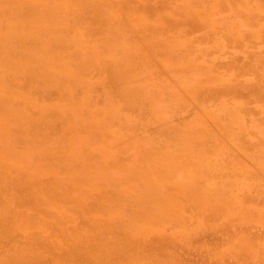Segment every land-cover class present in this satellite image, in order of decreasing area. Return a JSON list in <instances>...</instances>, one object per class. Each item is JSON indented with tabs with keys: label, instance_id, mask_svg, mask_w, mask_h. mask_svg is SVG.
I'll return each instance as SVG.
<instances>
[{
	"label": "rangeland",
	"instance_id": "obj_1",
	"mask_svg": "<svg viewBox=\"0 0 264 264\" xmlns=\"http://www.w3.org/2000/svg\"><path fill=\"white\" fill-rule=\"evenodd\" d=\"M131 1L0 0V191L32 182L13 194L25 218L1 219L0 258L75 264L74 244L88 264H264V0Z\"/></svg>",
	"mask_w": 264,
	"mask_h": 264
},
{
	"label": "bare ground",
	"instance_id": "obj_2",
	"mask_svg": "<svg viewBox=\"0 0 264 264\" xmlns=\"http://www.w3.org/2000/svg\"><path fill=\"white\" fill-rule=\"evenodd\" d=\"M8 1H9V0H8ZM144 1H145V0H144ZM146 1H147V0H146ZM235 1H236V0H235ZM1 2H2V1H1ZM76 2H77V1H76ZM79 2H82V1H79ZM83 2H84V1H83ZM130 2H132V1L130 0ZM133 2H135V1H133ZM150 2H152V3H156L155 1L153 2V0L150 1ZM160 2H161V1H160ZM222 2H223V1H222ZM135 3H137V2H135ZM135 3H134V6H135ZM147 3H148V2H147ZM121 4H122V3H121ZM137 4H138V3H137ZM232 4H233V3H232ZM123 5H124V4H123ZM138 5L140 6L141 4L139 3ZM157 5H159V4H155V6H156L157 8L154 7V8H152V10H155V8H156L157 10H160V9L164 8V7H159V6H157ZM85 6H90V5H85ZM139 6H138V7H139ZM162 6H164V4H163ZM223 6H224V5H223ZM234 6H235V5H234ZM81 7H82V6H81ZM83 7H84V6H83ZM91 7H92V6H91ZM93 7H94V6H93ZM124 7H125V5H124ZM138 7H136V8L138 9ZM151 7H153V6H151ZM151 7L148 8V9H145V8L142 7L143 10H145V11H143V12H145V14H146V12H148L147 10L151 11ZM224 7H225V6H224ZM22 8H23V6H22ZM29 8H30V7H29ZM85 8H87V7H85ZM142 8H140V11H142ZM167 8H168V7H167ZM167 8L165 7V9H167ZM226 8H227V7H226ZM25 9H26V8H25ZM81 9H82V8H81ZM97 9H98V7H97ZM127 9H128V8H127ZM129 9H130V8H129ZM137 9H136V10H137ZM23 10H24V9H23ZM26 10H27V9H26ZM29 10H30V9H29ZM84 10H85V9H84ZM89 10H90V9H89ZM163 10H164V9H163ZM225 10H226V9H225ZM134 11H135V10H134ZM226 11H227V10H226ZM16 12H17V11H16ZM31 12H32V11H31ZM82 12H84V11H82ZM89 12H90V11H89ZM96 12H98V10H97ZM135 12H137V11H135ZM143 12H141V13H143ZM158 12H159V11H158ZM160 12H161V11H160ZM177 12H178V11H177ZM35 13H36V12H35ZM84 13H85V12H84ZM91 13H92V12H91ZM191 13H192V12H191ZM68 14H69V13H68ZM78 14H80V13H78ZM94 14H95V13H94ZM143 14H144V13H143ZM72 15H73V14H72ZM85 15H86V14H85ZM101 15H102V14H101ZM148 15L150 16L151 14L148 13ZM187 15H188V14H187ZM25 16H26V15H25ZM88 16H89V15H88ZM91 16H92V15H91ZM251 16H253V15H251ZM11 17H13V15H12ZM81 17H82V16H81ZM81 17H79V18L81 19ZM99 17H100V16H99ZM102 17H103V16H102ZM151 17H152V15H151ZM192 17H193V16H192ZM83 18H84V17H83ZM86 18H87V16H86ZM86 18H85V19H86ZM162 18H163V17H162ZM186 18H187V17H186ZM71 19H72V18H71ZM109 19H110V18H109ZM160 19H161V18H160ZM187 19H188V18H187ZM249 19H250V18H249ZM251 19H253V18H251ZM259 19H260V18H259ZM82 20L84 21V19H82ZM97 20H98V19H97ZM107 20H108V19H107ZM119 20H121V19H119ZM170 20H171V19H169V21H170ZM190 20H191V19H190ZM257 20H258V19H257ZM78 21H80V20H78ZM100 21H101V19H100ZM100 21H99V23H100ZM104 21H106V20H104ZM121 21H122V20H121ZM166 21H168V20L166 19ZM169 21H168V22H169ZM172 21H173V20H172ZM196 21H197V20H196ZM87 22H89V21H87ZM163 22H164V21H163ZM179 22H180V21H179ZM75 23H76V22H75ZM83 23H84V22H83ZM103 23H104V22H103ZM115 23H116V21H115ZM124 23H125L124 25H127V27H128V24H126V22H124ZM165 23H166V22H165ZM177 23H178V22H177ZM190 23H191V22H190ZM195 23H196V22H195ZM251 23L254 24L253 22H251ZM76 24H77V23H76ZM76 24H75V25H76ZM81 24H82V23H81ZM84 24H85V23H84ZM86 24H87V23H86ZM101 24H102V23H101ZM105 24H106V23H105ZM105 24H104V25H105ZM169 24H170V23H169ZM169 24H168V25H169ZM172 24H173V25H172ZM172 24H171L172 26H174V27L176 26V25H174V23H172ZM175 24H176V23H175ZM193 24H194V23H193ZM197 24H198V23H197ZM88 25L90 26V24H87V26H88ZM168 25H167V26H168ZM178 25H180V23H179ZM182 25H184V24H182ZM82 26H83V25H82ZM89 26H88V27H89ZM109 26H110V25H109ZM136 26H137V25H136ZM149 26H150V25H149ZM172 26L169 25V27H172ZM189 26H190V25H189ZM194 26H196V25L194 24ZM194 26H193V28H195ZM127 27H126V28H127ZM151 27H152V26H151ZM151 27H149V28H151ZM157 27H158V26H157ZM157 27H156V28H157ZM146 28H147V25H146ZM149 28H148V29H149ZM153 28H154V27H152V29H153ZM196 28H197V27H196ZM91 29H92V28H91ZM121 29H123V28L121 27ZM133 29H134V28H133ZM138 29H139V28H138ZM84 30H85V29H84ZM103 30H104V29H103ZM126 30H128V29H126ZM134 30H135V29H134ZM143 30H144V28H143ZM153 30H155V29H153ZM194 30H195V29H194ZM85 31H90V29L88 28V29L85 30ZM128 31H129V30H128ZM139 31H140V30H139ZM146 31H147V29H146ZM150 31H151V30H150ZM159 31H160V30H159ZM159 31H158V32H159ZM90 32H91V31H90ZM92 32H93V30H92ZM99 32H100V31H99ZM124 32H125V31H124ZM135 32H136V30H135ZM140 32H141V31H140ZM140 32H139V33H140ZM148 32H149V31H148ZM135 35H136V34H135ZM210 35H211V34H210ZM84 36H86V35H84ZM17 37H18V36H17ZM91 37H92V36H91ZM136 37H137V36H136ZM210 37H211V36H209V37L207 36L206 39H207V38H210ZM18 38H19V37H18ZM15 39H16V38H15ZM21 39H22V38H21ZM198 39H199V38H198ZM211 39H212V37H211ZM229 39H230V37H229ZM26 41H27V40H26ZM194 41H195V40H194ZM197 41H198V40H197ZM197 41H195V42H197ZM201 41H203V39H202ZM28 42H29V41H28ZM204 42H206V41L204 40ZM208 42H210V41H208ZM208 42H207V43H208ZM238 42H239V41H238ZM201 43H203V42H201ZM226 43H227V42H226ZM228 43H229V42H228ZM25 44H26V43H25ZM51 44H52V43H51ZM16 45H17V44H16ZM23 45H24V43H23ZM52 45H53V44H52ZM237 45H238V44H237ZM191 47H192V46H191ZM235 47H237V46H235ZM250 53H251V52H250ZM250 53H249V54H250ZM71 54H72V53H71ZM159 54H160V53H159ZM67 55H68V53H67ZM257 55H258V53H257ZM62 56H63V55H62ZM77 56H78V55H77ZM161 56H162V55H161ZM179 56H180V55H179ZM252 56H253V55H252ZM252 56H249V55H247V57L245 56V57L247 58V61H248L249 64H251L250 62H251V60H252V58H251ZM70 57H71V56H70ZM245 57H244V58H245ZM65 58H66V57H65ZM71 58H72V57H71ZM240 58L242 59V57H240ZM248 58L251 59L250 62H249V59H248ZM254 58H255V57H254ZM257 58H259V57H257ZM72 60H74V58H73ZM77 60H78V59H77ZM253 60H254V59H253ZM243 61H246V60H243ZM247 61H246V62H247ZM263 61H264V60H263ZM263 61H262V60L259 61V62H260V66H262V63H264ZM6 62H8V61H6ZM246 62H245L244 64H247ZM11 63H12V62H11ZM31 63H32V62H31ZM171 63H172V62H171ZM221 63H222V62H221ZM242 63H243V62H242ZM172 64H173V63H172ZM215 64H216V63H215ZM244 64H242V66H243ZM72 65H73V64H72ZM106 65H107V64H106ZM218 65H219V64H218ZM253 65H254V64H253ZM222 66H223V65H222ZM224 66H225V64H224ZM244 66H245V65H244ZM5 67H6V66H5ZM15 67H16V66H15ZM19 67H20V66H19ZM108 67H110V66H108ZM108 67H107V68H108ZM233 67H235V65H234ZM245 67H246V66H245ZM28 68H29V67H28ZM78 68H79V67H78ZM96 68H97V67H96ZM102 68H104V67H102ZM107 68L105 67V69H107ZM240 68H241V67H240ZM240 68H239V70H240ZM243 68H244V67H243ZM247 68H249V66H248ZM260 68H261V67H260ZM85 69H86V68H85ZM92 69L95 70V68H92ZM105 69H104V70H105ZM136 69H137V68H136ZM229 69H230V68H229ZM245 69H246V68H245ZM234 70H235V68H234ZM262 70H263V69H262ZM97 71H98V70H97ZM100 71H101V70H100ZM107 71H110V70H107ZM178 71H179V70H178ZM212 71H215V70H212ZM229 71H230V70H229ZM241 71H242V68H241ZM95 72H96V71H95ZM95 72H94V73H95ZM110 72H111V71H110ZM159 72H160V71H159ZM25 73H26V72H25ZM97 73H98V72H97ZM254 73H255V72H254ZM83 74H84V73H83ZM108 74H109V73H108ZM108 74H107V75H108ZM145 74H146V73H145ZM9 75H10V74H9ZM22 75H23V74H22ZM89 75H90V74H89ZM110 75H112V74H110ZM255 75H256V74H255ZM18 76H19V75H17V77H18ZM28 76H30V75H28ZM102 76H103V75H102ZM5 77H6V76H5ZM105 77H106V72H105ZM258 77H259V76H258ZM19 78H20V77H19ZM25 78H26V76H25ZM62 78H64V77H62ZM91 78H92V77H91ZM5 79H6V78H5ZM15 79H16V78H15ZM27 79H28V78H27ZM105 79H106V78H105ZM106 80H107V79H106ZM110 80H111V78H110ZM108 81H109V80H108ZM111 81H112V80H111ZM111 81H110V82H111ZM71 82H72V81H71ZM104 82H105V81H104ZM18 83H19V82H18ZM65 83H66V82H65ZM94 83H95V82H94ZM113 83H114V82H112V84H113ZM13 84H14V83H13ZM26 84H27V83H26ZM47 84H48V83H47ZM107 84H111V83H107ZM107 84H106V85H107ZM249 84H250V83H249ZM23 85H24V84H23ZM250 85H251V84H250ZM45 86H46V85H45ZM116 86H117V85H116ZM116 86H115L114 88H116ZM254 86L256 87L257 85H254ZM254 86L252 85V87H254ZM8 87H9V85H8ZM23 87H24V86H23ZM109 87H111V86H109ZM255 87H254V88H255ZM11 88H12V86H11ZM53 88H54V87H53ZM259 88H260V86H259ZM9 89H10V88H9ZM12 89H13V88H12ZM15 89H17V88H15ZM18 89H19V88H18ZM20 89H21V88H20ZM20 89H19V90H20ZM23 89H24V88H23ZM41 89H42V88H41ZM105 89H107V88H105ZM206 89H207V88H206ZM216 89H217V88H216ZM260 89H261V88H260ZM3 90H4V89H3ZM46 90H47V89H46ZM117 90H118V89H117ZM201 90H202V89H201ZM201 90H200V91H201ZM230 90H231V88H230ZM14 91H16V90H14ZM108 91L110 92V90H108ZM215 91H216V90H215ZM215 91H212V92H214V94H215ZM263 91H264V90H263ZM16 92H17V91H16ZM25 92H26V91H25ZM37 92H38V91H37ZM222 92H225V88H224V90H223ZM228 92H229V90H228ZM92 93H94V92H92ZM98 93H99V92H98ZM112 93H113V92H112ZM114 93H115V92H114ZM197 93H198V92H197ZM219 93H220V91H219ZM219 93L217 92V94H219ZM24 94H28V93H24ZM29 94H30V93H29ZM39 94H41V93H39ZM110 94H111V93H110ZM166 94H167V93H166ZM30 95H31V94H30ZM54 95L57 96L56 94H54ZM54 95H53V96H54ZM96 95H97V94H96ZM96 95H94V96H96ZM112 95H113V94H112ZM168 95H169V94H168ZM235 95H236V93H235ZM241 95H243V94H241ZM116 96H117V95H116ZM214 96H215V95H214ZM238 96H239V95H238ZM112 97H113V96H112ZM117 97H118V96H117ZM236 97H237V96H236ZM245 97H246V96H245ZM30 98H31V97H30ZM50 98H51V96H50ZM54 98H55V97H54ZM93 98H94V97H93ZM101 98H102V97H101ZM122 98H123V97H122ZM237 98H238V97H237ZM242 98H244V97H242ZM31 99H32V98H31ZM98 99H99V98H98ZM208 99H209V98H208ZM213 99H214V98H213ZM42 100H43V99H42ZM52 100H53V99H52ZM87 100H88V99H87ZM6 101H7V100H6ZM8 101H9V100H8ZM63 101H64V100H63ZM65 101H66V100H65ZM93 101H94V100H93ZM136 101H138V100H136ZM197 101H198V100H197ZM215 101H216V100H215ZM54 102H56V101H54ZM95 102L97 103V101H95ZM99 102H100V101H99ZM121 102H122V101H121ZM251 102H252V101H251ZM0 103H2V102H0ZM123 103H124V102H123ZM200 103H201V102H200ZM250 104H251V103H250ZM16 105H17V102H16ZM23 105H24V104H23ZM98 105H99V104H98ZM123 105H124V104H123ZM127 105H128V104H127ZM14 106H15V103H14ZM18 106H19V105H18ZM4 107H6V105H5ZM123 107H124V106H123ZM134 107H135V106H134ZM6 108H7V107H6ZM17 108H18V107H17ZM20 108H21V107H20ZM121 108H122V107H121ZM144 108H145V107H144ZM192 108H193V107H192ZM135 109H136V108H135ZM20 110H21V109H20ZM25 110H26V109H25ZM61 110H62V109H61ZM65 110H66V109H65ZM141 110H142V109H141ZM17 111H18V110H17ZM51 111H52V110H51ZM56 111H57V110H56ZM26 112H27V111H26ZM52 112H53V111H52ZM52 112H51V113H52ZM134 112H135V111H134ZM144 112H145V111H144ZM175 112H176V111H175ZM256 112H257V111H256ZM34 113H35V112H34ZM34 113H32V114H34ZM43 113H44V112H43ZM51 113H50V115H51ZM59 113H60V112H59ZM64 113H65V112H64ZM151 113H152V112H151ZM53 114H54V113H53ZM60 114H61V113H60ZM66 114H68V113L66 112ZM95 114H96V113H95ZM95 114H94V115H95ZM97 114H98V112H97ZM139 114H140V113H139ZM190 114H191V113H190ZM257 114H258V113H257ZM30 115H31V114H30ZM57 115H58V114H57ZM69 115H70V114H69ZM69 115H68V117H69ZM31 116H33V115H31ZM55 116H56V115H55ZM58 116H59V115H58ZM58 116H57V119H58ZM82 116H83V115H82ZM48 117H49V116H48ZM70 117H71V116H70ZM70 117H69V118H70ZM221 117H222V116H221ZM41 118H42V117H41ZM44 118H45V116H44ZM44 118H43V119H44ZM69 118H68V119H69ZM63 119H64V118H63ZM65 119H66V118H65ZM68 119H67V120H68ZM149 119H150V118H149ZM53 120H54V119H53ZM59 120H60V119H59ZM69 120L71 121V119H69ZM116 120H117V119H116ZM121 120H122V119H121ZM137 120H138V119H137ZM143 120H144V119H143ZM174 120H176V119H173V121H174ZM26 121H27V120H26ZM30 121H32V120H30ZM61 121H63V120H61ZM246 122H247V121H246ZM14 123H15V122H14ZM63 123H64V121H63ZM63 123H62V124H63ZM18 124H19V123H18ZM29 124H30V123H29ZM44 124H45V123H44ZM50 124H53V122H50ZM50 124H49V125H50ZM78 124H79V123H78ZM117 124H118V123H117ZM179 124H180V123H179ZM19 125H20V124H19ZM49 125H48V126H49ZM54 125H55V124H53V125H51V126H54ZM63 125H65V124H63ZM63 125H61V126H63ZM119 125H120V124H119ZM43 126H45V125H43ZM56 126H57V125H55L54 127H56ZM11 127H12V126H11ZM33 127H34V126H33ZM45 127H46V126H45ZM148 127L150 128V126H148ZM18 128H19V127H18ZM28 128H30V127H28ZM47 128H48V127H46V129H47ZM56 128H59V127H56ZM31 129H32V128H31ZM85 129H86V128H85ZM93 129H94V128H93ZM137 129H138V128H137ZM152 129H153V128H152ZM12 130L14 131L13 128H12ZM12 130H11V131H12ZM18 130H20V129H18ZM22 130H23V128H22ZM47 130H48V132H49V130H52V127H50V128L47 129ZM77 130H78V129H77ZM140 130H141V129H140ZM146 130H147V129H146ZM153 130H155V128H154ZM156 130H157V129H156ZM162 130H163V129H162ZM13 131H12V132H13ZM24 131H25V130H24ZM32 131L34 132V130H32ZM32 131H30V132H32ZM53 131H55V130H53ZM53 131H51L49 134L52 135V133H55V132H53ZM79 131H81V130H79ZM18 132L20 133V131H18ZM57 132H59V129H58ZM10 133H11V132H10ZM22 133H23V132H22ZM22 133H21V134H22ZM81 133H82V132H81ZM152 133H153V132H152ZM155 133H156V132H155ZM162 133H163V132H162ZM165 133H166V132H165ZM243 133H244V132H243ZM14 134H15V133H14ZM23 134H24V133H23ZM26 134H27V132H26ZM28 134H29V133H28ZM252 134H253V133H252ZM10 135H11V134H10ZM17 135H18V134H17ZM17 135H15V136H17ZM67 135H68V134H67ZM12 136H13V135H12ZM18 136H19V135H18ZM32 136L34 137V135H32ZM35 136H36V135H35ZM92 136H93V135H92ZM242 136H243V135H242ZM25 137H26V136H25ZM37 137H38V136H37ZM53 137H55V136H53ZM93 137H94V136H93ZM106 137H107V135H106ZM21 138H22V137H21ZM29 138H30V137H29ZM55 138H56V137H55ZM95 138H96V136H95ZM108 138H109V136H108ZM14 139H15V138H14ZM17 139H18V138H17ZM19 139H20V138H19ZM19 139H18V140H19ZM38 139H39V138H38ZM53 139H54V138H53ZM53 139H52V140H53ZM243 139H244V138H243ZM22 140H23V139H22ZM32 140H33V139H32ZM240 140H241V139H240ZM33 141H34V140H33ZM36 141H38V140H36ZM218 141H219V140H218ZM12 142H13V141H12ZM20 142H21V141H20ZM23 142H24V141H23ZM208 142H209V141H208ZM210 142H211V141H210ZM212 142H213V141H212ZM219 142H220V141H219ZM16 143H19V141H18V142L16 141ZM30 143H31V142H30ZM35 143H36V142H35ZM129 143H130V142H129ZM246 143H247V142H246ZM37 144H40V142L37 143ZM53 144H54V142H53ZM56 144H57V143H56ZM249 144H250V143H249ZM18 145H19V144H18ZM21 145H23V143H22ZM197 145H198V144H197ZM213 145H214V144H213ZM29 146H30V144H29ZM215 146H216V145H215ZM241 146H242V145H241ZM246 146H247V145H246ZM17 147H18V146H17ZM17 147H16V149H17ZM64 147H65V145H64ZM247 147H248V146H247ZM130 148H131V147H130ZM245 148H246V147H245ZM5 150H7V149H4V152H5ZM17 150H18V149H17ZM246 150H249V149H246ZM56 152H57V151H56ZM5 153H6V152H5ZM11 153H12V152H11ZM12 154H13V153H12ZM33 154H35V153H33ZM54 154H55V153H54ZM8 155H9V154H8ZM29 155H30V154H29ZM6 157H7V156H6ZM11 157H12V156H11ZM7 158H8V157H7ZM13 158H14V157H13ZM19 158H21V157H19ZM52 158H54V157H52ZM58 158H59V157H58ZM58 158H57V160H59ZM91 159H93V158H91ZM51 160H52V159H51ZM45 161H46V160H45ZM50 162H51V161H50ZM19 163H20V162H19ZM61 163H62V161H61ZM29 165H30V164H29ZM64 169H65V168H64ZM6 170H7V169H6ZM9 170H11V169H9ZM4 171H5V170H4ZM13 171H14V170H13ZM17 171H18V170H17ZM1 172H2V171H1ZM11 172H12V170H11ZM14 173H15V171H14ZM16 173H17V172H16ZM65 173H67V172H65ZM252 173H253V172H252ZM4 174H5V173H4ZM4 174L2 173V176H3ZM11 174H13V173H10L9 176H10ZM49 174H50V173H49ZM249 174H250V173H249ZM0 175H1V174H0ZM5 175H8V174H5ZM18 175H19V174H18ZM4 177H6V176H4ZM7 177H8V176H7ZM257 177H258V176H257ZM16 178H18V177L16 176ZM16 178H15V179H16ZM6 179H7V178H6ZM1 180H2V179H1ZM9 180H10V178H9ZM20 181H21V180H20ZM20 181H19V182H20ZM22 181H23V180H22ZM24 181H28V180H25V178H24ZM29 181H30V180H29ZM44 181H45V180H44ZM47 181H48V180H47ZM50 181H51V179H50ZM53 181H54V180H53ZM12 182H13V179H12ZM15 182H16V181H15ZM15 182H13V183H15ZM19 182H18V184L21 185L22 183H19ZM35 182H36V181H35ZM37 182H38V181H37ZM39 182H40V181H39ZM42 182H43V180L41 179V182H40V183L42 184ZM57 182H58V181H57ZM0 183H1V182H0ZM2 183H3V182H2ZM5 183H6V181H5ZM5 183H4V184H5ZM13 183H12V184H13ZM23 183H24V182H23ZM30 183H32V182H30ZM30 183H29V185H28V188H32V186L30 187ZM45 183H46V182H45ZM6 184H7V183H6ZM12 184H11L10 187H11V189L13 190L12 187H13L15 184H14V185H12ZM16 184H17V182H16ZM37 184H38V183H36V185H37ZM56 184H58V183H56ZM0 185H1V184H0ZM32 185H33V184H32ZM36 185H35L34 189L36 188ZM42 185L45 186L46 184H45V185L42 184ZM52 185H54V182H53ZM60 185L62 186V183H61ZM63 185L65 186L66 184L64 183ZM18 186H19V185H18ZM21 186H22V185H21ZM23 186H24V184H23ZM33 186H34V185H33ZM43 186H41V188H42ZM56 186H58V185H55V187H56ZM64 186H63V187H64ZM256 186H257V185H256ZM49 187H50V186H49ZM7 188H9V187H7ZM15 188H16V186H15ZM17 188H18V187H17ZM19 188L21 189V187H19ZM19 188H18V189H19ZM28 188L24 186V188L22 189L23 191H22V190L19 191V190L17 189L16 191L13 190L12 193L9 192L11 189H10V190H8V189L6 190V189L2 188L1 191H3V189H4V190H6V191H8V192L10 193V194H8V195H10V196H14V195L16 194L17 191H18L19 193L21 192L20 195H22V192L26 193V191L28 190ZM41 188H40L39 192L41 191ZM50 188H51V187H50ZM50 188H49V189H50ZM53 188H54V187H53ZM53 188H51L50 190H52ZM56 188H57V187H56ZM56 188H55V189H56ZM65 188H67V185L65 186ZM65 188H63L62 190L64 191ZM68 188H69V186H68ZM68 188H67V189H68ZM25 189H26V190H25ZM34 189H31V190H34ZM46 189H47V187H46ZM49 189H47V190L49 191ZM58 189H59V191H60L59 186H58ZM58 189H56V191H57ZM67 189H65V191H67ZM69 189H71V187H70ZM76 189H77V188H76ZM260 189H261V188H260ZM31 190H29V191H31ZM43 190L46 191L44 187H43L42 191H43ZM261 190H262V189H261ZM1 191H0V192H1ZM29 191H28V192H29ZM44 191H43V192H44ZM56 191L53 190V193H52V194H54V192H56ZM65 191H64V192H65ZM73 191H75V189H74ZM78 191H79V190H78ZM81 191H82V190H81ZM262 191H263V190H262ZM3 192L5 193V191H3ZM31 192H32V191H31ZM35 192H38V191L35 189V190H34V193H35ZM39 192H38L39 195L43 193V192H42V193H41V192L39 193ZM51 192H52V191H51ZM57 192H58V191H57ZM57 192H56V194L58 195ZM61 192H62V191H61ZM75 192H76V191H75ZM79 192H80V191H79ZM79 192H78V193H79ZM86 192H88V191H86ZM107 192H108V191H107ZM253 192H254V191H253ZM253 192H252V193H253ZM1 193H2V192H1ZM14 193H15V194H14ZM46 193H47V191L45 192V194H46ZM59 193H60V192H59ZM65 193H67V192H65ZM65 193H64V194H65ZM78 193H77V194H78ZM83 193H84V192H83ZM101 193H102V192H101ZM6 194H7V193H6ZM6 194H4V195H6ZM13 194H14V195H13ZM29 194H30V193H29ZM32 194H33V193H32ZM36 194H37V193H36ZM36 194H35V195H36ZM43 194H44V193H43ZM52 194H51V195H52ZM61 194H62V193H61ZM68 194H70V193H68ZM79 194H82V193H79ZM79 194H78V195H79ZM88 194H89V193H88ZM102 194H103V193H102ZM2 195H3V193H2ZM8 195H7V196H8ZM20 195L18 196V199H19V197H20V200H21V196H20ZM24 195H26V194H24ZM24 195H23V196H24ZM47 195H48V194H47ZM47 195H45L46 197H44V198H45L46 200H48V199L50 200V196H51V195L49 194V195H50V196L48 195L49 197H47ZM54 195H55V194H54ZM82 195H83V194H82ZM85 195H86V194H85ZM96 195H98V194H96ZM100 195H101V194H100ZM105 195H106V193H105ZM109 195L112 196L111 194H109ZM7 196H5L7 202L4 201L5 199H4V200L2 199V201H4V202H1V200H0V202L3 203L2 206H1V204H0V207H3V205H4L5 203H6V205H7V203H8V205H9L8 208H10V206H11V204H12L11 211L8 209V210H9V212H8V211H7V208H6L7 206L5 205V207H3V209H2V211H0V220H1L2 218H4V219L7 220V217H8V216H9V217L12 216V214H13V216L15 217V219H16L17 217H18V218H22L23 216H24V218H25V215H22V214H21L22 212H24V210H23V211H20V208H22V207H20V208L17 207L18 205H17L16 202H17V201H20V200H17L15 196H14V198H10V196H9L10 201L8 202V199H7L8 197H7ZM16 196H17V195H16ZM27 196H28V194H27ZM36 196H37V195H36ZM40 196H41V195H40ZM40 196H39V197H40ZM43 196H44V195H43ZM60 196H61V195H60ZM110 196H109V197H110ZM3 197H4V196H3ZM52 197H55V196H52ZM61 197H62V196H61ZM63 197H64V196H63ZM75 197H76V196H75ZM87 197H88V196H87ZM87 197H85V198H87ZM99 197H100V196H99ZM109 197H108V198H109ZM117 197H118V196H117ZM262 197H263V196H262ZM0 198H1V197H0ZM25 198H27V197H25ZM32 198H33V196H32ZM55 198H56V197H55ZM55 198H54V199H55ZM80 198H81V197H80ZM90 198H91V197H90ZM93 198H94V197H93ZM111 198H113V196H112ZM111 198H110V199H111ZM256 198H257V197H256ZM11 199H12V201H13V199H14V201L17 200V201L15 202V204H14V201H13V202L11 201ZM15 199H16V200H15ZM30 199H31V198H30ZM64 199H65V198H64ZM77 199H78V198H77ZM251 199H253V198H251ZM263 199H264V198H263ZM22 200H23V202H24V200L26 201V199H23V197H22ZM22 200H21V201H22ZM28 200H29V198H28ZM32 200H33V199H32ZM35 200H36V199H35ZM40 200H41V199H40ZM43 200H44V199H43ZM80 200H81V199H80ZM93 200H94V199H93ZM242 200H243V199H242ZM258 200H259V198H258ZM33 201H34V200H33ZM38 201H39V200H38ZM41 201H42V200H41ZM55 201H58V203H59V197H58L57 200L55 199ZM112 201H113V200H112ZM115 201H116V200H115V197H114V202H115ZM182 201H183V200H182ZM244 201H245V200H244ZM26 202H27V201H26ZM36 202H37V201H35V203H36ZM39 202H40V201H39ZM46 202H47V201H46ZM46 202H45V204H46ZM63 202H64V201H63ZM92 202H93V201H92ZM103 202H104V199H102V203H103ZM252 202H253V201H252ZM18 203H19V202H18ZM27 203H28V202H27ZM30 203H31V201L29 202V204H30ZM33 203H34V202H33ZM42 203H43V202H42ZM51 203H52V202H51ZM55 203H56V202H55ZM66 203H69V202H66ZM66 203H65V204H66ZM97 203H98V202H97ZM256 203H257V202H256ZM23 204H24L25 207H28V206L25 205L26 203H23ZM23 204H22V205H23ZM59 204H62V203H59ZM70 204H71V203H70ZM93 204H94V203H93ZM20 205H21V203L19 204V206H20ZM27 205H28V204H27ZM95 205H96V203H95ZM116 205H117V204H116ZM126 205H127V204H126ZM256 205H257V204H256ZM260 205H261V202H260ZM29 206H30V205H29ZM39 206H40V204H39ZM70 206H71V205H70ZM118 206H119V205H118ZM14 207H15V209H13V212H12V208H14ZM16 207L19 208V211H20L21 216H18V215H19V212H18V210H16ZM43 207H44V204H43ZM65 207H67V206H65ZM81 207H82V206H80V207H78V208H81ZM86 207H87V206H86ZM188 207H189V206H188ZM4 208H5V209H4ZM32 208H33V207H32ZM36 208H38V206H37ZM63 208H64V207H63ZM72 208H73V207H72ZM87 208H88V207H87ZM189 208H190V207H189ZM192 208H193V207H192ZM0 209H1V208H0ZM27 209L31 210L30 207H28ZM33 209H34V208H33ZM41 209H42V211H46V209H45V210H43V208H41ZM41 209L38 208V209H36V211H37V210H40V212H41ZM66 209H67V208H66ZM83 209H84V208H83ZM64 210H65V209H64ZM67 210H68V209H67ZM78 210H79V209H78ZM88 210H89V209H88ZM3 211H4V212H5V211L8 212L9 215H4V214H7V213H3V214L1 215V212H3ZM31 211H32V210H31ZM36 211L34 212V210H33V213H37V212H38V211H37V212H36ZM11 212H12V214H11ZM17 212H18V213H17ZM77 212H78V211H77ZM81 212H82V211H81ZM81 212H80V213H81ZM193 212H194V211H193ZM15 213H17L18 215L15 214ZM41 213H42V212H41ZM92 213H94V211H93ZM187 213H188V211H187ZM10 214H11V215H10ZM25 214H26V213H25ZM27 214H28V213H27ZM29 214H30V213H29ZM29 214H28V215H29ZM39 214H40V213H39ZM49 214H50V212H49ZM49 214H48V215H45V216H49ZM74 214H75V212H74ZM77 214H78V213H77ZM28 215H26V216L28 217ZM35 215H36V214H35ZM37 215H38V214H37ZM40 215H42V214H40ZM43 215H44V214H43ZM112 215H113V214H112ZM3 216H7V217L5 218V217H3ZM45 216H44V217H45ZM73 216H74V215H73ZM9 217H8V218H9ZM27 217H26V218H27ZM35 217H36V216H35ZM56 217H57V216H56ZM56 217H55V218H56ZM76 217H77V215H76ZM78 217H79V215H78ZM87 217H88V216H87ZM204 217H205V216H204ZM206 217H207V216H206ZM28 218H29V217H28ZM28 218H27L26 220H28ZM32 218H33V214H32ZM37 218H38V217H37ZM58 218H59V217H58ZM64 218H65V217H64ZM80 218H81V216H80ZM80 218H79V222H81V221H80V220H81ZM211 218H212V217H211ZM4 219H3V220H4ZM34 219H35V218L31 219V221H33ZM41 219H43V218H41ZM41 219H40V220H41ZM3 220L0 221V222H2V223H0V225H1V224H4V225L11 224V222H10L11 220H10V221L8 220L10 223L6 222V220H4V221H3ZM23 220H24V219L21 220L22 223H23ZM61 220H62V219H61ZM16 221H17V219H16ZM31 221H30V222H31ZM34 221H35V220H34ZM38 221H39V218H38ZM38 221H37V222H38ZM43 221H45V220H43ZM56 221H57V220H56ZM66 221H68V220H66ZM83 221H84V220H83ZM83 221H82V224H83ZM25 222H26V221H25ZM41 222H42V220H41ZM41 222H39V224H40ZM62 222H63V221H62ZM64 222H65V221H64ZM79 222H78V223H79ZM85 222H88V221H85ZM26 223H28V222H26ZM31 223H32V222H31ZM42 223H44V222H42ZM49 223H50V222H49ZM58 223H59V222H58ZM58 223H57V224H58ZM33 224H34V222H33ZM36 224H37V223H36ZM44 224L47 225V226H49V225L47 224V221H46ZM85 224H86V223H85ZM30 225H32V224H30ZM60 225H61V224H60ZM77 225H78V224H77ZM77 225H76V226H77ZM79 225H81V224H79ZM83 225H84V224H83ZM96 225H97V224H96ZM96 225L94 224V226H96ZM103 225H104L105 227H108V226L105 224V222H104ZM40 226L43 227V224H41ZM47 226H45V228H46ZM54 226H55V225H53V227H52L53 229L51 228L52 230H51L50 227H49V231H53V232H54ZM62 226H63V224H62ZM69 226H70V225H69ZM76 226H75V228H76ZM100 226H101V225H100ZM1 227H2V225L0 226V229H3V228L5 229V228H6L5 231H4V229H3V231H4V232L2 231L3 233H6V232L8 233V229H7L6 226H4V227H2V228H1ZM30 227H32V226H30ZM30 227H29V228H30ZM70 227H71V226H70ZM70 227H69V228H70ZM84 227H85V226H84ZM88 227H89V226H88ZM91 227H92V226H91ZM105 227H104V229H105ZM110 227H111V226H110ZM102 228H103V227H102ZM61 229H62V228H61ZM63 229H64V228H63ZM86 229H87V228H86ZM106 229H107V228H106ZM55 230L57 231V228H56ZM64 230H65V229H64ZM71 230H72V229H71ZM75 230H76V229H75ZM82 230H83V229H82ZM108 230H109V229H108ZM110 230H111V229H110ZM11 231H12V227H11L9 233H8V237H10L9 234H10ZM13 231H14V230H13ZM56 231H55V232H56ZM58 231H59V229H58ZM33 232H34V231H33ZM33 232H31V233H33ZM55 232H54V234H55ZM85 232H86V231H85ZM100 232H102V231H100ZM100 232H99V233H100ZM117 232H119V231H117ZM3 233H2V234H3ZM28 233H30V232H28ZM34 233H35V232H34ZM48 233H50V232H48ZM57 233H58V234H57L58 237L61 236V239L63 240V238H62V234H64V233H61V230H60L61 235H59V232H57ZM99 233H98V234H99ZM104 233H105V232H103V234H104ZM107 233H108V232H106L105 234H107ZM110 233H114V232H110ZM35 234H36V233H35ZM38 234H39V232H38ZM45 234H46V232H45ZM54 234H53V236H54ZM98 234H97V235H98ZM103 234H102V235H103ZM105 234H104V235H105ZM6 235H7V234H6ZM51 235H52V233L48 236V238H49ZM65 235H66V233H65ZM11 236H13V235H11ZM16 236H17V235H16ZM19 236H20V235H19ZM23 236H24V235H23ZM25 236H26V234H25ZM46 236H47V235H46ZM53 236H52V237H53ZM55 236H56V235H55ZM63 236H64V235H63ZM79 236H80V235H79ZM122 236H123V235H122ZM0 237H1V235H0ZM4 237H5V236H4ZM13 237H14V236H13ZM27 237L32 238L31 235H30V236H26V237L23 238V239H22V237H21V239H20V237H19V238H18L19 240H17L18 243H19L20 240L25 241V239H26ZM34 237H35V236H34ZM36 237H41V236H40V235H37ZM36 237H35V240H39V241H40V238H37V239H36ZM44 237H45V236H44ZM44 237H42L41 239L44 240V239H43ZM52 237H50V238H52ZM58 237H57V238H58ZM89 237H90V236H89ZM95 237H96V236H95ZM98 237H99V235H98ZM6 238H7V237H6ZM50 238H49V239H50ZM54 238H55V237H54ZM65 238H66V237H65ZM65 238H64V239H65ZM99 238H101V237H99ZM112 238H113V236H112ZM0 239H1V238H0ZM13 239H16V238H13ZM28 239H29V238H27L26 240H28ZM46 239H47V238H46ZM46 239H45V242H48V241H46ZM66 239H67V238H66ZM69 239H70V238H69ZM69 239H68V240H69ZM81 239H82V238H81ZM91 239H92V238H91ZM93 239H94V238H93ZM102 239H104L103 236H102ZM121 239H122V238H121ZM6 240H8V239H6ZM9 240H10V239H9ZM9 240H8L7 243H6V241L3 239V240H2V244H3V241H4V242L6 243V244H4V246H7V244H9L10 242H12V241L9 242ZM11 240H12V237H11ZM42 240H41L40 242H44V241H42ZM50 240H52V239H50ZM104 240H105V239H104ZM13 241H14V240H13ZM66 241H67V240H66ZM70 241H71V239H70ZM85 241H86V240H85ZM85 241H84V242H85ZM89 241H90V240H89ZM89 241H88V243H90ZM98 241H99V240H98ZM20 242H21V241H20ZM36 242L38 243V241H36ZM36 242L33 241V243H36ZM51 242H53V241H51ZM54 242H55V241H54ZM81 242L83 243L82 240H81ZM100 242H102V241L100 240ZM23 243H24V242H23ZM23 243H22V244H23ZM48 243L51 245L50 241H49ZM71 243H72V242H71ZM86 243H87V242H86ZM0 244H1V241H0ZM10 244H11L12 246H11ZM10 244H9V245H10V248L7 246V248L9 249V251H10V250H11V251L13 250L14 252L17 253V251H15L14 249L11 248V247H14V245H15V241H14V243H13L14 245H13L12 243H10ZM16 244H17V243H16ZM19 244H20V243H19ZM22 244H20V245H21V246H24V244H23V245H22ZM38 244H39V243H38ZM53 244H54V243H53ZM62 244H63V242H62ZM72 244H73V243H72ZM95 244H96V243H95ZM73 245H74V244H73ZM73 245H72V247H70L69 244L67 245L68 247H70L69 250H67V249H68L67 247H66V248H63V249H65L67 252H71V254L69 253V254L71 255V257H70L71 261H73V262L75 261L74 263L76 264V262H77L76 259H78V258L80 259V257H81L80 260L78 259V263L83 264L84 261H85V258H83L84 256L82 257V256H81L82 254L79 255L80 250H79V253H78V254H77V252L72 253L73 250H74V248H75V250L79 249V248H77V245H76V247L73 246ZM92 245H93V244H92ZM0 246H1V245H0ZM35 246H36V245H35ZM35 246L33 247V246L31 245L32 248H37V246H36V247H35ZM53 246H54V245H53ZM53 246H51V247H53ZM79 246H80V245H79ZM1 247H3V246H1ZM1 247H0V248H1ZM40 247H41V246H40ZM40 247L38 246L39 250H40L43 246H42L41 248H40ZM54 247H55L56 249H62L61 247L58 248V246H57V247L54 246ZM54 247H53V248H54ZM73 247H74V248H73ZM93 247H94V246H93ZM24 248H25V246H24ZM43 248H44V247H43ZM53 248H52V250H53ZM76 248H77V249H76ZM3 249H4V247H3ZM44 249H46V248H44ZM0 250L2 251V249H0ZM36 250H37V249H36ZM39 250H38V252L41 251V250H40V251H39ZM42 250H43V249H42ZM46 250H47V249H46ZM71 250H72V251H71ZM9 251H8V252H7V250L5 251L6 253H8L7 257H9V255H10V253H11V251H10V252H9ZM31 251H32V249H31ZM60 251H62V250H60ZM66 251H65V252H66ZM77 251H78V250H77ZM3 252H4V250H3ZM32 252H33V251H32ZM34 252H35V251H34ZM38 252H37V253H38ZM42 252H43V254H44V250H43ZM42 252H40V253H42ZM52 252H53V251H52ZM62 252H63V253H62ZM62 252H59L60 254H57V253L55 254V252H54L55 255H53L52 258H56V255H57V256H60V255H62V254H65L64 251H62ZM67 252H66V255H67ZM6 253H5V254H6ZM18 254H19V253H18ZM18 254H17V255H18ZM38 254H39V253H38ZM69 254H68V255H69ZM73 254H75V255H73ZM76 254L78 255V257H76ZM12 255H14V254L12 253ZM12 255H10L11 260L9 259L10 257H9V258H6V257L4 256V259H3V260H5V261H4V262H5L4 264H7L6 262H8V264H9V263H10V264H11V263H13V264H17V262L20 261V260H18V259H20V257H18V256L15 254L17 257H15V255H14V257H13V258H15V260H14V259L12 258ZM44 255L47 256V253L44 254ZM33 256L35 257V254H34ZM36 256H37V254H36ZM41 256H42V255H41ZM54 256H55V257H54ZM72 256H73V257H72ZM2 257H3V256H2ZM2 257L0 258L1 260H2ZM61 257H62V256H61ZM61 257H58V258L60 259ZM64 257H66V256L64 255ZM64 257H62V258H64ZM75 257H76V258H75ZM37 258H38V256L36 257V259H37ZM40 258H41V257H40ZM42 258H44V257L42 256ZM42 258H41V259H42ZM58 258H57V259H58ZM73 258H75V260H72ZM12 259H13V260H12ZM16 259H17V261H16ZM21 259H22V258H21ZM36 259H34V263H36V264H38V263H39V264H40V263H41V264H44L45 261H46V260H44V259H42V260H41V259H37V260L39 261V262H38ZM45 259H46V258H45ZM59 259H58V261H59ZM66 259H67L68 261L70 260V259H68L67 257H66ZM83 259H84V261H83ZM1 260H0V262H2L1 264H3V260H2V261H1ZM35 260H36L38 263H37ZM43 260H44V262H43ZM52 260H53V259H52ZM55 260H56V259H55ZM55 260H54V262H55ZM86 260H88L87 257H86ZM15 261H16V262H15ZM71 261H70L69 263H71ZM79 261H81V262H83V263H81V262H79ZM89 261H90V260H89ZM89 261H88V262L86 261L84 264H86V263H87V264L90 263ZM20 262H21V261H20ZM63 262H65V260H64ZM65 263H67V262H65ZM78 263H77V264H78ZM18 264H19V262H18ZM20 264H22V262H21ZM23 264H24V263H23ZM45 264H46V263H45Z\"/></svg>",
	"mask_w": 264,
	"mask_h": 264
}]
</instances>
